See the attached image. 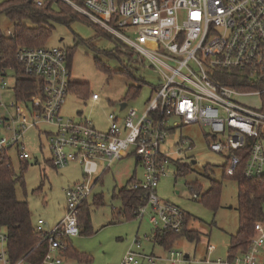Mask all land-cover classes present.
Listing matches in <instances>:
<instances>
[{"label":"built area","instance_id":"obj_1","mask_svg":"<svg viewBox=\"0 0 264 264\" xmlns=\"http://www.w3.org/2000/svg\"><path fill=\"white\" fill-rule=\"evenodd\" d=\"M54 1L119 38L141 62L154 68L162 81L142 114L126 104L124 115L109 114L108 129L100 132L88 119L65 120L61 116L71 84L65 50H16L15 62L21 73L39 85L40 97L30 101L16 98V73L11 67L1 66L0 56V153L6 154L13 147L20 160H29L23 146L24 135L45 123L55 128L46 134L50 165L61 170L77 163L83 171V182L65 190L62 220L50 230L45 229L42 219L34 225L35 232L41 235L36 247L47 246V253L38 264L63 263L70 238L80 234V208L98 180L125 156L133 155L143 172L142 179L130 187L142 191L145 199L135 212L136 218L150 211V223L156 226L153 237L156 231L181 232L185 213L162 203L156 194L166 166L174 163L163 152L166 134L173 129L168 126L172 119L183 126L208 127L214 138L222 139L213 142L209 149L225 155V176H232L244 159L246 178L264 176V0ZM34 3L42 7L44 0ZM4 36L12 38L13 33ZM218 78H238L241 89L225 85ZM6 92L11 93L14 105L4 102ZM255 96L262 98L260 110L237 101ZM90 98L93 102L99 100L96 93ZM254 233L246 251L233 258L228 254L224 262L218 263L264 264L263 222L255 224ZM6 241L5 233L0 234V264H30L26 257L11 263ZM134 248H140L138 240ZM141 260L154 264L157 258L130 250L120 264H140ZM166 260L178 264L184 256L170 249L166 250Z\"/></svg>","mask_w":264,"mask_h":264},{"label":"rangeland","instance_id":"obj_2","mask_svg":"<svg viewBox=\"0 0 264 264\" xmlns=\"http://www.w3.org/2000/svg\"><path fill=\"white\" fill-rule=\"evenodd\" d=\"M6 1L9 0H0V4ZM53 8L56 6L53 5ZM49 25L53 30L44 47L72 52L70 82L86 84L89 97L96 93L100 98L99 102L94 103L69 93L61 112L65 120L85 118L98 131L105 132L108 129V115H121V102L138 114L146 110L162 81L154 68L141 62L119 38L98 29L82 16L69 25L53 21H49ZM13 26V22L0 14V35L12 32ZM122 33L126 34L125 31ZM110 53L114 57L107 56ZM96 61L105 66L109 73L100 70ZM131 87L140 89L135 98H127ZM3 98L6 104L14 105L10 92L4 93ZM237 101L255 110L262 108L261 97H244ZM175 124L179 127L174 128ZM168 126L173 129L166 134L163 152L168 153L174 163L166 166V175L160 178L156 194L162 203L174 205L190 217L188 230L202 233L200 242H190L186 237H181L173 249L183 256L188 255L190 259L208 256L212 261L219 258L225 260L229 253L230 237L237 233L239 224L237 185L230 178L223 177L225 155L215 154L209 149L213 142L222 139L214 138L209 128L201 125L183 126L172 119ZM54 129L49 124L41 123L26 132L23 146L30 155L27 161L19 159L16 148L6 151L15 174H21L24 181V186H16L17 199L28 204L33 220L42 219L47 230L52 229L63 216L65 190L83 182V171L77 163L61 170L50 165L51 154L46 134L54 132ZM181 140L186 142L181 144ZM23 165H26L24 171ZM181 166L188 168L184 174L178 171ZM142 174V169L135 165L134 156H125L93 186L87 200L93 233L79 234L69 240L75 250L90 257V264H120L131 240L132 246L136 240L141 245L148 238L152 240L156 226L150 223L149 210L142 218L118 216L122 208L121 200L116 198L118 192L127 186L133 176L141 180ZM212 182L222 183L216 211L202 203L201 196L194 199L189 191V185H198L204 194L211 188ZM4 233V229H0V234ZM206 239L208 242L204 244L202 240Z\"/></svg>","mask_w":264,"mask_h":264},{"label":"trees","instance_id":"obj_3","mask_svg":"<svg viewBox=\"0 0 264 264\" xmlns=\"http://www.w3.org/2000/svg\"><path fill=\"white\" fill-rule=\"evenodd\" d=\"M53 5L56 8H53ZM0 14H4L14 24L12 38L0 35L1 66L14 69L16 73L15 93L18 100L30 101L32 97L37 99L41 95L37 91L39 85L35 80L27 79L21 73L15 62L16 50L19 47H44L53 30L52 26L49 25V21L69 25L70 22L81 16L64 4L54 0H45L42 7L36 6L34 0H9L0 4ZM110 55L112 53L107 56L110 57ZM71 56L72 52L67 51V66L69 69ZM96 66L100 70L109 73V70L98 61H96ZM218 80L235 89H241L237 82L238 78H218ZM139 91V88H129L127 98H135ZM69 93H73L84 100L90 98L89 88L86 84L71 83ZM33 107L38 109L36 105H33ZM246 164L247 160L244 159L232 176L223 175L224 178H230L237 185L239 227L237 233L230 237V258L247 250L250 240L255 235V224L258 222L264 223V176L254 179L246 178L244 176ZM225 168L226 166L224 170ZM24 170H26V165L22 166V171ZM187 170V167L181 166L178 171L180 174H184ZM136 181L137 179L133 176L127 182V186L122 188L116 196L122 203V208L118 212L120 217L136 218L135 212L145 204L143 192L134 191L130 188ZM17 184L24 186L22 175L17 176L6 154L0 153V229L5 230L8 259L11 263H15L22 257H26L28 263L38 264L46 255L47 246L36 247L41 235L35 232L28 204L25 201H19L16 197ZM221 188L222 183L212 182L211 188L202 194L200 186L189 185V191L192 195L201 196V202L215 211L219 207ZM189 218L185 214V226L180 233L156 231L153 237L154 240L165 250L173 249L175 242L181 237H186L190 242L198 241L199 234L196 231L187 229ZM79 224L80 235H91L93 233L87 202L80 208ZM65 258L75 259L80 264L91 261L89 256L73 251L70 243Z\"/></svg>","mask_w":264,"mask_h":264},{"label":"crops","instance_id":"obj_4","mask_svg":"<svg viewBox=\"0 0 264 264\" xmlns=\"http://www.w3.org/2000/svg\"><path fill=\"white\" fill-rule=\"evenodd\" d=\"M89 99H90V101H92L91 98H89ZM99 101H100V98L96 102H99ZM96 102H94V103H96ZM121 104H120V107H119L120 108V112H121V115L120 116H123L124 113H125L123 109L125 107L121 109ZM135 165L136 166H139L138 161L136 159H135ZM135 178H136V176H135ZM64 213H65V209H64ZM64 213H63L62 218L64 217ZM31 218H32V215H31ZM62 218L58 222L54 223L53 227L56 226L62 220ZM32 221H33V224L35 225L36 222H35V220H33V218H32ZM187 226H188V224H187ZM4 232H5V230H4ZM196 232L199 234L198 241H195L197 243V242H200L201 241L200 235L202 236V233L200 231H196ZM147 240L148 241L145 242L143 245L140 244V248L138 250L136 248H134V246H132V244H131L132 240H131L130 244L128 243V246H127V248L125 250V253L121 257L120 263L123 260V258L125 257V255L128 253V251L133 250V251H136V252H139V253H143L144 255H150L152 257L157 258V261H155L154 264H170L166 260V254H165L166 250L163 247H161L154 240L153 237H152V240H150L149 238ZM178 240L175 242L174 246H176ZM202 242L204 244H206L208 241L206 239V240H202ZM71 247H72L73 251L78 252L77 250L74 249V247L72 245H71ZM78 253H82V252H78ZM82 254H84V253H82ZM218 260H220L221 262H224L225 261V260H223L221 258L217 259L216 261H212V260H210L208 258V256L204 257L203 259H197L196 257H193L192 259H190V257L188 255H184V260L182 262L178 263V264H223V263H218ZM90 262H88V263H81V264H90ZM62 264H80V263H78L75 259L65 258ZM140 264H148V263L146 261H144V260H141Z\"/></svg>","mask_w":264,"mask_h":264},{"label":"water","instance_id":"obj_5","mask_svg":"<svg viewBox=\"0 0 264 264\" xmlns=\"http://www.w3.org/2000/svg\"><path fill=\"white\" fill-rule=\"evenodd\" d=\"M126 106V103H122L121 104V109L124 108ZM192 164H195V162H192Z\"/></svg>","mask_w":264,"mask_h":264}]
</instances>
